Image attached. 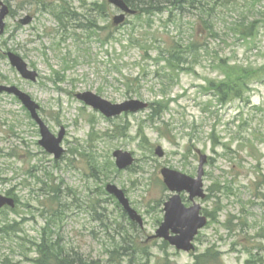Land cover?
<instances>
[{
    "label": "rangeland",
    "instance_id": "obj_1",
    "mask_svg": "<svg viewBox=\"0 0 264 264\" xmlns=\"http://www.w3.org/2000/svg\"><path fill=\"white\" fill-rule=\"evenodd\" d=\"M5 1L12 14L0 37V85L31 96L50 131L66 135L65 153L56 160L40 146L39 127L22 103L0 96V192L18 199L14 210L0 213V264H36L42 235L97 264H193L207 249L224 264H264V85H253L244 100L223 104L207 88L222 79V60L264 63V0L216 3L209 19L216 22L215 34L189 8L127 16L114 26L119 12L108 0ZM100 4L106 13L98 12ZM240 21H259L253 38L241 37ZM192 40L198 53L177 65L164 97L160 78L168 74L160 48L185 50ZM9 52L38 73L36 82L20 76ZM86 92L113 104L139 100L149 107L108 119L77 98ZM117 150L133 154L129 169L116 168ZM198 152L209 159L207 198L198 201L209 222L195 251L186 253L148 238L171 197L162 169L195 178ZM108 184L126 193L143 227L133 228L106 193ZM8 225L15 228L5 234ZM126 233L135 237L131 248L137 250L113 253Z\"/></svg>",
    "mask_w": 264,
    "mask_h": 264
},
{
    "label": "water",
    "instance_id": "obj_2",
    "mask_svg": "<svg viewBox=\"0 0 264 264\" xmlns=\"http://www.w3.org/2000/svg\"><path fill=\"white\" fill-rule=\"evenodd\" d=\"M111 4L119 8L124 14L115 17V25H119L125 21V14H135L124 0H109ZM0 5L2 6L0 10V35L4 33L5 30V18L9 14V8L4 5L0 0ZM31 19L22 21L23 24H27ZM9 59L14 68L21 74V76L32 82L37 80L38 74L35 71H31L28 64L18 55L9 53ZM6 92L13 94L19 98L23 105L30 111L32 118L39 124L41 128V134L43 140L40 144L52 154H55L56 159H59L63 154V149L60 147L61 142L65 136L64 130L60 133L59 138L56 139L49 131L45 123L41 120L38 115L39 106L32 100V98L19 90L17 87H7L0 86V94ZM78 99L85 102L87 105L93 107L96 110H100L107 117L119 116L124 112H137L139 110L147 108V104L140 101H127L122 104H112L101 97L91 93L86 92L78 95ZM157 154L160 157L164 156L161 147L157 148ZM114 157L117 159V167L121 170L128 168L134 163V158L132 154L123 151H116ZM207 162V157L202 155L199 167L198 178L193 179L179 172L163 169L162 175L165 179V184L170 189L171 192H177L179 195H174L165 204V219L157 233L152 238H163L168 241L171 245L175 246L178 250H183L190 252L194 250L192 242L198 231L206 226L207 218L200 216L201 206L195 204L191 208H186L182 203L180 193L187 191L191 195V200L196 197L205 198L203 191V176H204V165ZM107 192L114 195L124 210L129 214L130 218L137 221L140 226H143L142 218L137 214V212L131 207L129 200L126 198L125 193L118 189L114 185L107 186ZM15 207V201L11 198L3 196L0 193V209L5 206Z\"/></svg>",
    "mask_w": 264,
    "mask_h": 264
},
{
    "label": "trees",
    "instance_id": "obj_3",
    "mask_svg": "<svg viewBox=\"0 0 264 264\" xmlns=\"http://www.w3.org/2000/svg\"><path fill=\"white\" fill-rule=\"evenodd\" d=\"M230 0H125L127 4L133 9L138 11V16L147 15L149 17L155 14H163L166 9H174L181 11L186 8L192 9L199 12V15L203 16L202 21L212 34H215L216 22L210 21L213 19L216 9L214 6L220 2L221 6H226ZM233 2H235L233 0ZM103 4L98 5L97 10L99 13H106L103 10ZM105 8V6H104ZM236 8V5H235ZM64 10V9H62ZM65 11V10H64ZM64 13L62 12L60 19H63ZM259 21H240L237 28H242L243 31L240 33L241 37L247 39L253 38L255 33L258 31ZM84 29H88L84 25L81 26ZM238 30V29H237ZM199 44L192 40L185 47L174 46L171 49L165 51V47L160 48V56L165 60V70L168 75H164L160 78L162 83V95L165 97L167 90L173 86L171 78L175 75L176 71L179 70L177 65L185 61L188 57L194 56L198 53ZM222 60L219 64V69L222 74V79L218 81H210L208 84V91L214 95L215 98L221 104L228 103L234 100H244L248 92L252 89L255 84L264 85V63L262 65L253 66L252 64L240 65L237 63L231 64L229 61L225 62ZM166 81V84L164 83ZM12 195L11 192L8 193ZM13 196V195H12ZM1 213V211H0ZM134 229L137 226L131 223ZM10 228V229H8ZM13 225H8L4 228L5 234H10V231H14ZM9 230V231H8ZM138 234V232H136ZM137 237V235H136ZM134 236L126 233L123 237L121 236L122 243L116 247L113 251L115 254H121L122 251H127L133 245H135ZM167 245L164 243V246ZM37 247V258L35 259L36 264H97L96 261H88L79 253L72 251L70 253L65 248L59 245V241H54L52 237L41 236V240L36 243ZM136 248H131L130 252L136 251ZM193 264H224L219 253L212 249H207L205 253L198 255L195 258Z\"/></svg>",
    "mask_w": 264,
    "mask_h": 264
}]
</instances>
